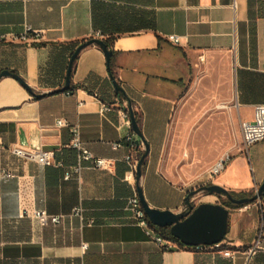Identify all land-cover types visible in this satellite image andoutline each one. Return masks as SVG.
I'll use <instances>...</instances> for the list:
<instances>
[{"label": "crops", "instance_id": "0c3cea01", "mask_svg": "<svg viewBox=\"0 0 264 264\" xmlns=\"http://www.w3.org/2000/svg\"><path fill=\"white\" fill-rule=\"evenodd\" d=\"M28 27L29 39H18ZM90 39L109 41L111 67L93 42L74 60L63 90L73 53ZM227 58L241 114L251 120L264 103V0H0V141L52 150L56 162L0 153V162L18 173L0 177V264H264V195L226 206L224 243L234 258L168 249L127 208L139 187L151 207L180 212L194 183L252 192L264 182V141L250 146L254 157L220 144L215 118L206 114L224 106L218 92ZM5 70L10 74L1 75ZM131 109L141 136L126 122ZM59 118L70 125L58 126ZM74 125L94 156L115 161L113 170L82 160L80 173L74 171L80 163L71 146ZM129 134L141 141L134 151L114 148ZM127 153L138 160L145 154L140 178H126ZM228 155L212 178L213 166ZM215 194L204 193V202H215ZM77 206L82 216L73 213ZM36 209L62 220L42 227L31 216Z\"/></svg>", "mask_w": 264, "mask_h": 264}, {"label": "built area", "instance_id": "2783aa9c", "mask_svg": "<svg viewBox=\"0 0 264 264\" xmlns=\"http://www.w3.org/2000/svg\"><path fill=\"white\" fill-rule=\"evenodd\" d=\"M31 32H32V28L28 27L24 32L20 33L17 36V38L23 41H27L30 37ZM168 38L169 40L173 41L176 44L181 43V36L177 34H171L168 36ZM103 109L110 111L112 108L108 107L107 105H103ZM124 115L127 124L133 127L131 116L129 115V113H125ZM57 125L63 127V126H69L70 124L68 120H66L65 118H59L57 119ZM240 130L246 148L250 147L251 145L257 142L264 141V103H258L255 105L253 118L251 120L243 119L240 124ZM71 133H72L71 146L78 152L80 159V163L74 168V171L76 173L79 174L82 169V164H81L82 160L89 161L91 163V166L96 168H101L106 170H113L115 168V161L113 159L96 157L88 150V148L85 146L83 142L81 128L79 125L71 126ZM124 146H127L131 151H134L138 147V144L133 138L132 134L127 135L124 141H120L114 144V148H123ZM7 150H9L12 154H15L19 157H23L26 159L34 160L37 163L44 166L53 165L56 163L54 159V152L49 149L29 150L20 146L7 148L3 144V142L0 141V153H3ZM186 154H188V152ZM228 157L229 155L223 157L213 166V168L210 171L212 178L218 175L224 169ZM125 160L130 163L131 169L126 176V178L130 180L137 173V166L139 160L137 158H134L131 153H127L125 155ZM73 174H74L73 171L68 170L66 171L65 178L67 179L72 178ZM17 176L18 173L15 168L9 166L8 164L0 162L1 178H15ZM127 208L128 210L133 212V216L136 221V224L148 229L152 228V223L150 222V219L148 218L147 214L143 209L137 191L134 193L133 196L129 198ZM190 211L191 209L186 210L185 212L190 213ZM73 213L75 215L82 216L83 208L81 206H77L74 208ZM31 216L32 218L37 220L39 225L42 227L47 226L49 224L57 225L62 220V216L50 214L46 209L33 210L31 212ZM156 240L159 244H165L167 248L176 247V245H174L171 241H165V239L159 234H157ZM259 243L260 241L258 240L255 246L251 247L249 251L251 253H254L259 248ZM188 248L194 251L216 250L225 257H229V258L235 257V252L232 249L228 248L227 244L224 243V240L211 245L199 244L195 246H188Z\"/></svg>", "mask_w": 264, "mask_h": 264}, {"label": "water", "instance_id": "95a60500", "mask_svg": "<svg viewBox=\"0 0 264 264\" xmlns=\"http://www.w3.org/2000/svg\"><path fill=\"white\" fill-rule=\"evenodd\" d=\"M93 42H98L103 47L104 53L107 57L108 66L109 68L111 67V57L113 51L107 46L104 40L90 39L82 43L73 53L68 69L67 82L63 90H68L70 87L71 73L74 60L84 47ZM7 74H10V72L8 70H5L2 72L1 75ZM20 80L22 83H24L22 79ZM113 81L118 91L123 90L115 78H113ZM40 95L41 94H38V96ZM131 120L133 129L138 135L141 136L139 124L137 122L133 109H131ZM140 143L141 141L137 140V144L140 145ZM146 148L147 150H149L148 144L146 145ZM144 159L145 154L138 161V178H140L142 175V164ZM203 190L221 195L226 194L228 198L235 204H247L249 202L259 199L264 195V182L260 185L257 193L254 194L252 197L235 198L227 188L220 184L213 183L210 185H205L199 190L190 191L186 196V200H189L192 196ZM138 194L143 209L147 214L148 218L150 219V222L160 227H169L171 234L185 245H211L225 240L229 230L230 218V210L225 205L214 202H202L196 207L191 206L190 213L185 211L174 212L170 209H159L151 207L147 202L141 187L138 188Z\"/></svg>", "mask_w": 264, "mask_h": 264}, {"label": "rangeland", "instance_id": "374dc122", "mask_svg": "<svg viewBox=\"0 0 264 264\" xmlns=\"http://www.w3.org/2000/svg\"><path fill=\"white\" fill-rule=\"evenodd\" d=\"M228 61H231V58H227L224 61V73L226 76V80L224 81L225 87L223 88L222 92L219 93L220 101L218 105H224L222 108L218 107L217 113H206L208 116H213L215 118V124L213 125L214 130H216V138L219 140L220 144H228L229 148L238 149L239 151L245 150L244 154L250 155V157L255 156V147H249L246 148L245 144L242 139L241 130H240V124L241 121L244 119L243 115L241 114L240 107L238 105V102L235 97V92L232 89V78H231V64L228 63ZM204 73V66L202 68V72ZM264 143V142H263ZM227 149L226 153L232 154L231 149ZM186 159H183L181 161V164L186 163ZM178 167H175V172L177 173ZM223 173V172H222ZM213 181L204 182L200 181L197 183L192 184V186L189 187L190 191L199 190L201 187L205 185L213 184ZM260 185H258L252 192L251 195L256 194ZM188 192V193H189ZM208 191L203 190L199 193L192 196L189 200H186L183 204L182 211L189 210L191 206L196 207L200 203L204 202L205 200H208L204 197V193H207ZM215 197L211 198V200L215 201L214 203H221L223 205L228 203V196L226 194H215ZM153 229L156 231V233L161 234L164 232L169 237H172L170 228L169 231L167 229H164V227H160L158 225L152 224Z\"/></svg>", "mask_w": 264, "mask_h": 264}, {"label": "trees", "instance_id": "16d2710c", "mask_svg": "<svg viewBox=\"0 0 264 264\" xmlns=\"http://www.w3.org/2000/svg\"><path fill=\"white\" fill-rule=\"evenodd\" d=\"M105 43L107 44V46L109 47L110 46V43L108 40H104ZM136 119H137V122L138 124L140 123V117L137 115L136 116ZM143 164H144V161H143ZM231 194L235 197V198H244V197H252L253 194L251 195V192H232L230 191ZM244 204H235L233 203L230 199L228 200V203L225 204V206H233V207H241L243 206ZM164 229H167L169 231V228H165ZM161 236L164 238V239H171L173 240L174 242L177 243L176 247H172V248H168V249H171V250H174V249H189L187 245H185L184 243L180 242L177 238H175L174 236L172 237H169L167 236L166 234H164V232L161 233ZM167 247V246H166Z\"/></svg>", "mask_w": 264, "mask_h": 264}]
</instances>
